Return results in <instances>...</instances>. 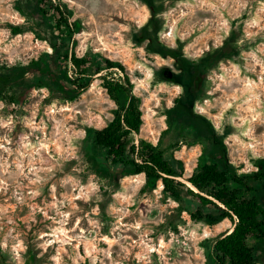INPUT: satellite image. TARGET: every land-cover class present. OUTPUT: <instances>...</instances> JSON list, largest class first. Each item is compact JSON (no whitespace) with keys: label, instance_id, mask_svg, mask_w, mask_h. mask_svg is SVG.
I'll list each match as a JSON object with an SVG mask.
<instances>
[{"label":"rangeland","instance_id":"obj_1","mask_svg":"<svg viewBox=\"0 0 264 264\" xmlns=\"http://www.w3.org/2000/svg\"><path fill=\"white\" fill-rule=\"evenodd\" d=\"M64 1L81 24L74 50L123 62L142 100L141 135L168 143L166 112L182 87L159 77L162 68L177 72L174 58L135 39L149 7L139 0ZM14 2L0 0V62L28 63L52 48L32 31L11 33L10 24L25 21ZM160 17L159 40L192 59L236 33L242 49L207 75L195 107L225 134L240 171L256 170L264 158V0H164ZM101 82L95 76L74 101L44 86L20 89L15 105L0 100V264H216L213 242L231 220L195 222L163 195L162 182L150 189L144 174L123 176L103 156L113 176L95 165L86 128L105 126L115 107ZM203 152L190 139L170 155L189 176Z\"/></svg>","mask_w":264,"mask_h":264},{"label":"trees","instance_id":"obj_2","mask_svg":"<svg viewBox=\"0 0 264 264\" xmlns=\"http://www.w3.org/2000/svg\"><path fill=\"white\" fill-rule=\"evenodd\" d=\"M139 1L149 7L151 17L136 32L135 39L138 43L146 41L151 53L174 58L177 72L162 68L159 77L182 87L166 112L168 128L163 136H170L168 143L163 137L154 143L141 135L142 100L123 62L92 49L83 55L74 50V36L81 24L72 20L74 11L64 0H15L14 8L25 21L10 24L11 33L32 31L52 51H44L28 63L0 62V100L15 105L20 89L26 92L44 86L74 101L95 76L99 77L115 107L105 126L86 128L95 165L113 176L99 160L103 156L110 164L121 166L123 176L144 174L150 189L162 182L163 195L178 202L180 210L188 211L195 222L213 226L231 220L233 230L231 226L213 242L216 264H264V158L258 160L256 170L240 171L229 157L225 134L195 107L204 94L207 75L222 61L234 59L243 46L232 32L222 46L200 58H189L158 38L164 0ZM190 139L200 141L204 152L197 167L185 176L184 162L170 154L179 142Z\"/></svg>","mask_w":264,"mask_h":264},{"label":"water","instance_id":"obj_3","mask_svg":"<svg viewBox=\"0 0 264 264\" xmlns=\"http://www.w3.org/2000/svg\"><path fill=\"white\" fill-rule=\"evenodd\" d=\"M183 181H184V179H182ZM184 182H186V181H184ZM232 230H233V226H232Z\"/></svg>","mask_w":264,"mask_h":264},{"label":"bare ground","instance_id":"obj_4","mask_svg":"<svg viewBox=\"0 0 264 264\" xmlns=\"http://www.w3.org/2000/svg\"><path fill=\"white\" fill-rule=\"evenodd\" d=\"M191 185V184H190Z\"/></svg>","mask_w":264,"mask_h":264}]
</instances>
